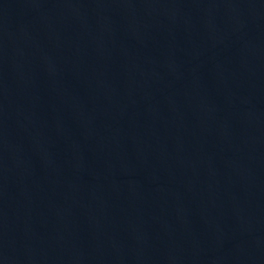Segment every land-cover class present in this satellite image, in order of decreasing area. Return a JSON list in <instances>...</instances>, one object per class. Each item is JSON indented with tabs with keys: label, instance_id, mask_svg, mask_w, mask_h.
<instances>
[{
	"label": "water",
	"instance_id": "95a60500",
	"mask_svg": "<svg viewBox=\"0 0 264 264\" xmlns=\"http://www.w3.org/2000/svg\"><path fill=\"white\" fill-rule=\"evenodd\" d=\"M0 264H264V0H0Z\"/></svg>",
	"mask_w": 264,
	"mask_h": 264
}]
</instances>
